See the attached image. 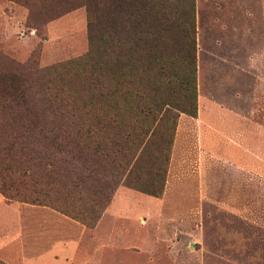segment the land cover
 <instances>
[{"label": "rangeland", "instance_id": "rangeland-1", "mask_svg": "<svg viewBox=\"0 0 264 264\" xmlns=\"http://www.w3.org/2000/svg\"><path fill=\"white\" fill-rule=\"evenodd\" d=\"M193 8L197 114L177 118L160 194L121 181L94 223L78 212L83 223L63 213H76L77 197L55 198L60 211L0 193L19 206L21 234L52 221L42 207L67 220L77 264H264V0ZM28 13L23 0H0V53L47 67L88 51L84 5L46 22L34 16L37 25Z\"/></svg>", "mask_w": 264, "mask_h": 264}, {"label": "trees", "instance_id": "trees-1", "mask_svg": "<svg viewBox=\"0 0 264 264\" xmlns=\"http://www.w3.org/2000/svg\"><path fill=\"white\" fill-rule=\"evenodd\" d=\"M23 4L33 25L84 5L89 48L47 67L0 53V193L57 210L55 198L77 197L62 212L83 223L78 212L94 223L121 181L160 194L177 118L197 114L193 0Z\"/></svg>", "mask_w": 264, "mask_h": 264}, {"label": "crops", "instance_id": "crops-1", "mask_svg": "<svg viewBox=\"0 0 264 264\" xmlns=\"http://www.w3.org/2000/svg\"><path fill=\"white\" fill-rule=\"evenodd\" d=\"M27 209L30 208L23 210L28 212ZM34 209L49 213L52 221L46 223L44 229L29 225L21 234L19 206L0 196V259L7 264H77L78 243L75 238L68 239L64 216L46 212L42 207Z\"/></svg>", "mask_w": 264, "mask_h": 264}]
</instances>
